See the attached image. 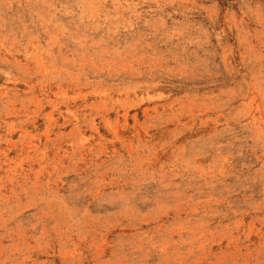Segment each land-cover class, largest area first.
I'll return each mask as SVG.
<instances>
[{
    "label": "rangeland",
    "instance_id": "1",
    "mask_svg": "<svg viewBox=\"0 0 264 264\" xmlns=\"http://www.w3.org/2000/svg\"><path fill=\"white\" fill-rule=\"evenodd\" d=\"M0 264H264V0H0Z\"/></svg>",
    "mask_w": 264,
    "mask_h": 264
}]
</instances>
